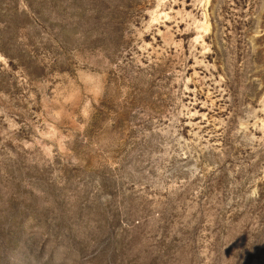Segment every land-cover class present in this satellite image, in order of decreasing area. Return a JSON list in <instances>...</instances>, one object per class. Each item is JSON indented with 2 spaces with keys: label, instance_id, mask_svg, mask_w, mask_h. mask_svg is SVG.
I'll list each match as a JSON object with an SVG mask.
<instances>
[{
  "label": "rangeland",
  "instance_id": "1",
  "mask_svg": "<svg viewBox=\"0 0 264 264\" xmlns=\"http://www.w3.org/2000/svg\"><path fill=\"white\" fill-rule=\"evenodd\" d=\"M0 264H264V0H0Z\"/></svg>",
  "mask_w": 264,
  "mask_h": 264
}]
</instances>
